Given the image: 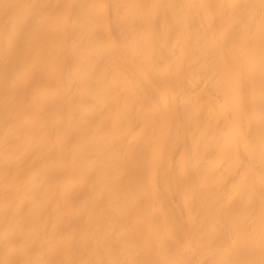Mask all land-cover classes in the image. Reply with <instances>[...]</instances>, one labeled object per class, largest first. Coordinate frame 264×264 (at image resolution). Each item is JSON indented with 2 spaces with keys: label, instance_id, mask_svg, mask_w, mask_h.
I'll return each mask as SVG.
<instances>
[{
  "label": "bare ground",
  "instance_id": "1",
  "mask_svg": "<svg viewBox=\"0 0 264 264\" xmlns=\"http://www.w3.org/2000/svg\"><path fill=\"white\" fill-rule=\"evenodd\" d=\"M232 2L0 0V261L259 264L260 0Z\"/></svg>",
  "mask_w": 264,
  "mask_h": 264
},
{
  "label": "snow or ice",
  "instance_id": "2",
  "mask_svg": "<svg viewBox=\"0 0 264 264\" xmlns=\"http://www.w3.org/2000/svg\"><path fill=\"white\" fill-rule=\"evenodd\" d=\"M4 7L6 9H10L16 6L5 4ZM31 7V6H30ZM57 7H60L57 5ZM64 7L69 9H75L78 6L75 5H64ZM231 11L228 16V22L234 24L236 27H241L246 24L247 21V11L251 8H254L255 5L243 3L241 0H233L232 3L226 6ZM260 12H261V38H262V46H264V0H260ZM55 25L59 27L60 21H54ZM262 90H264V54H262ZM261 176L262 180H264V131H262L261 135ZM252 153H249V164H251ZM262 216H264V197H262ZM0 264H75L74 261H36V260H15V261H0ZM87 264H129L127 261H89ZM131 264H164V262L160 261H151V260H137L131 262ZM167 264H177V262H167ZM213 264H257L256 261L252 260H223L219 262H213ZM259 264H264V234H262V247H261V259Z\"/></svg>",
  "mask_w": 264,
  "mask_h": 264
}]
</instances>
